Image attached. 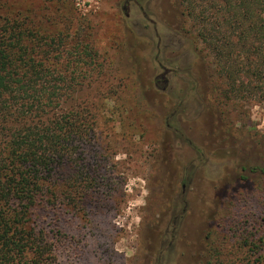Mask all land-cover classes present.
Here are the masks:
<instances>
[{"label": "rangeland", "instance_id": "rangeland-1", "mask_svg": "<svg viewBox=\"0 0 264 264\" xmlns=\"http://www.w3.org/2000/svg\"><path fill=\"white\" fill-rule=\"evenodd\" d=\"M177 3L0 0V23L18 14L95 51V80L71 101L93 105L95 193L79 211L38 209L59 230L57 264H205L207 251L210 264H250L264 252V176L251 171L264 167V86L262 100L221 104ZM63 55L76 78L85 64ZM247 232L252 257L236 239Z\"/></svg>", "mask_w": 264, "mask_h": 264}, {"label": "trees", "instance_id": "trees-1", "mask_svg": "<svg viewBox=\"0 0 264 264\" xmlns=\"http://www.w3.org/2000/svg\"><path fill=\"white\" fill-rule=\"evenodd\" d=\"M176 1L222 82L221 104L262 100L264 0ZM67 37L35 33L18 14L0 23V264H57L59 230L40 221V205L79 211L95 193L93 105L71 102L95 80V51L84 38L66 45ZM63 52L85 64L76 78L62 68ZM251 171L264 176V167ZM248 235L236 239L252 257L257 244ZM257 257L250 264H264V252Z\"/></svg>", "mask_w": 264, "mask_h": 264}]
</instances>
